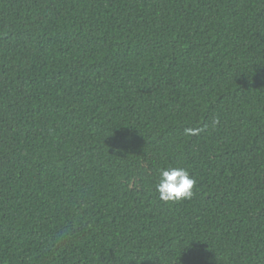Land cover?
<instances>
[{
    "label": "trees",
    "instance_id": "obj_1",
    "mask_svg": "<svg viewBox=\"0 0 264 264\" xmlns=\"http://www.w3.org/2000/svg\"><path fill=\"white\" fill-rule=\"evenodd\" d=\"M0 264H264V0H0Z\"/></svg>",
    "mask_w": 264,
    "mask_h": 264
},
{
    "label": "clouds",
    "instance_id": "obj_2",
    "mask_svg": "<svg viewBox=\"0 0 264 264\" xmlns=\"http://www.w3.org/2000/svg\"><path fill=\"white\" fill-rule=\"evenodd\" d=\"M200 129L186 128L185 135H199ZM196 180L184 167H169L161 169L159 181L155 185L158 198L163 203H176L191 199L194 195Z\"/></svg>",
    "mask_w": 264,
    "mask_h": 264
}]
</instances>
